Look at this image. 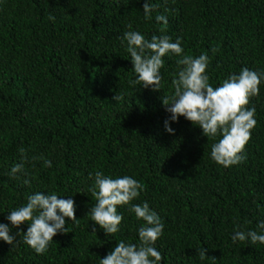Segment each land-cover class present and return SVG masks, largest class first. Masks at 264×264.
<instances>
[{"label": "trees", "instance_id": "1", "mask_svg": "<svg viewBox=\"0 0 264 264\" xmlns=\"http://www.w3.org/2000/svg\"><path fill=\"white\" fill-rule=\"evenodd\" d=\"M144 3L0 0V224L12 235L26 232L27 223L13 228L6 217L37 192L73 199L78 220L65 218L68 233H58L43 254L23 243V233L14 246L0 240V264H100L117 242L139 244L143 221L131 205L118 207L116 234L92 222L96 171L145 185L131 203L147 202L164 224L154 245L159 264H264V245L232 241L236 230L264 234L257 228L264 222V81L248 105L256 125L245 158L225 168L210 157L219 135L205 137L184 117L170 123L174 135L165 131L171 114L161 97L174 92L180 57H163L160 91L133 86L123 40L129 25L148 40L179 38L183 55L207 53L209 82L219 87L243 68L264 73V0H149L150 20ZM116 94L123 99L114 101ZM21 148L28 159L13 177ZM200 249L210 258L201 260Z\"/></svg>", "mask_w": 264, "mask_h": 264}, {"label": "clouds", "instance_id": "2", "mask_svg": "<svg viewBox=\"0 0 264 264\" xmlns=\"http://www.w3.org/2000/svg\"><path fill=\"white\" fill-rule=\"evenodd\" d=\"M154 8L149 0L143 4L145 20L152 19ZM158 23L167 24L164 15H157ZM123 35L127 42V52L133 65L136 79L130 83L142 85L160 91L162 76L160 70L164 67L167 54L178 57V72L172 80L174 92L171 97H161L166 111L171 115L164 121L165 131L174 135L171 122H178L179 117H184L194 126H198L205 137H221L211 145L210 157L218 165L228 168L239 164L245 158L241 153L250 140L251 131L256 125L255 108H249L250 98L259 95L260 85L264 81V73L248 68H243L238 75H230L219 87H213L209 82L207 69L209 57L202 53L198 57L183 55L184 49L178 38L173 42L167 35H152L148 40L138 31L131 30ZM215 51V50H213ZM123 96L116 94L113 100L118 102ZM22 159L11 167L10 175L24 172L27 156L24 149H20ZM44 161V167L51 168L52 163L44 157H34ZM93 179V175H89ZM29 185L28 179L24 180ZM145 185L129 176H106L103 171H96L94 183L89 188L95 204L88 215L92 222L99 225L105 234L111 236L119 232L123 216L118 213L119 206L131 205L130 212L134 213L137 221H143L138 228L139 244L117 242L116 247L106 257L100 259V264H159L162 254L154 246L162 236L164 224L158 214L151 210L148 203L132 204L138 199ZM76 206L73 199L60 198L56 194L37 192L27 197V203L10 211L6 219L13 228L19 229L22 224L29 226L26 232L10 234L12 229L5 224H0V240L14 246L16 237L23 233V243L33 249L37 254H43L53 242L58 233H68L66 220L78 222L75 216ZM264 230V222L257 225ZM95 234V229H93ZM232 241H250L252 244L264 245V234L261 232L234 231ZM197 255L201 260L210 258L207 249H200ZM215 259V258H211Z\"/></svg>", "mask_w": 264, "mask_h": 264}]
</instances>
